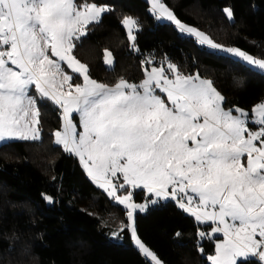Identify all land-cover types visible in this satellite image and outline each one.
I'll list each match as a JSON object with an SVG mask.
<instances>
[{
  "label": "snow or ice",
  "instance_id": "snow-or-ice-1",
  "mask_svg": "<svg viewBox=\"0 0 264 264\" xmlns=\"http://www.w3.org/2000/svg\"><path fill=\"white\" fill-rule=\"evenodd\" d=\"M150 3L157 18L264 72V59L218 45L181 23L161 0ZM110 10L76 0H0V144L40 138L34 87L36 96L62 110L55 143L78 157L92 181L124 206L127 228L152 264L161 261L132 224L133 210L146 205L132 202L129 187L147 190L156 198L152 204L176 201L198 224L211 222V233H198L202 239L223 237L208 256L211 264H264V103L252 109L253 130L249 113L225 110L210 81L184 76L170 63L146 70L140 84L121 79L110 87L91 79L73 55L75 42ZM224 13L233 18L230 8ZM122 24L133 41L136 21L124 17ZM64 64L82 84L71 82ZM121 191L127 194L117 195Z\"/></svg>",
  "mask_w": 264,
  "mask_h": 264
},
{
  "label": "trees",
  "instance_id": "trees-1",
  "mask_svg": "<svg viewBox=\"0 0 264 264\" xmlns=\"http://www.w3.org/2000/svg\"><path fill=\"white\" fill-rule=\"evenodd\" d=\"M162 1L216 43L264 59V0ZM76 2L111 9L88 26L73 50L98 82L139 84L146 67L171 63L181 74L210 80L226 109L239 108L251 117L253 107L264 102V72L199 44L152 14L146 0ZM225 8L232 10V19ZM124 17L138 26L134 48ZM106 51L112 53V68L104 63ZM148 60L152 63L146 64ZM31 94L37 99L40 139L0 145V264H151L133 244L126 210L92 181L77 157L54 142L62 110ZM211 228L198 224L174 200L136 214L138 236L165 264H209L222 236L202 239L198 233Z\"/></svg>",
  "mask_w": 264,
  "mask_h": 264
},
{
  "label": "rangeland",
  "instance_id": "rangeland-1",
  "mask_svg": "<svg viewBox=\"0 0 264 264\" xmlns=\"http://www.w3.org/2000/svg\"><path fill=\"white\" fill-rule=\"evenodd\" d=\"M149 4H150V9L152 8V5H151V3H150V0H146ZM161 2L174 14V12L172 11V9L170 8V7H168L162 0H161ZM151 11V10H150ZM151 13L152 14H154V12L153 11H151ZM154 15H156V14H154ZM157 16V15H156ZM174 16L181 22V23H183L184 25H186V26H188V27H192V28H194V29H196L197 31H199V32H201V33H203L204 35H206L207 37H209V39L211 40V41H213L214 43H216L212 38H211V36L208 34V33H206V32H204L202 29H200L199 27H195V26H192V25H189V24H186V23H184V22H182L175 14H174ZM161 20H163L164 22H170V23H172V24H174L171 20H168V19H166V18H163V17H161L160 18ZM176 27H177V25L176 24H174ZM125 27V26H124ZM125 29H126V32H127V35L129 36V31H128V29L125 27ZM132 35H134V37H135V27H133L132 28ZM183 34H185V35H188V36H192V37H194L196 40H197V42H198V37H196V36H194V35H190V34H187V33H183ZM129 39V38H128ZM129 42H130V45H131V47H133L132 45H135V39L133 40V41H130L129 40ZM199 43V42H198ZM200 44V43H199ZM216 44H218V43H216ZM202 45V44H201ZM218 45H220V44H218ZM203 46H206L207 48H209V49H211L210 47H208L206 44H203ZM221 46H223V45H221ZM223 47H225V46H223ZM134 48V47H133ZM225 48H228V47H225ZM235 48V47H234ZM239 49V48H238ZM211 50H213V49H211ZM241 50V49H240ZM213 51H216V52H219V53H221V54H224V55H230V54H228V53H225L224 51H222V50H213ZM241 51H243V50H241ZM110 54V55H109ZM248 54V53H247ZM250 55V54H249ZM230 56H232V55H230ZM250 56H252V55H250ZM233 57V56H232ZM253 58H256V59H262V58H257V57H254V56H252ZM78 60V59H77ZM240 60V59H239ZM79 61V60H78ZM106 61H107V63H106ZM242 61V60H241ZM81 64H84V65H86L85 63H83V62H81V61H79ZM243 62V61H242ZM104 63H105V65H106V67H108V68H112L113 66H114V59H113V56H112V53L110 52V51H106V53H105V56H104ZM245 63V62H244ZM168 64L169 63H167L166 64V66H159V67H156V66H151L150 68H145L144 69V71H146V70H148V71H150L151 70V68L152 67H156V68H161V67H163V68H165V69H167V67H168ZM171 64V63H170ZM247 64V63H246ZM174 65V64H173ZM248 65V64H247ZM87 66V65H86ZM63 67H64V71L68 74V75H70V76H72L73 77V79H72V83L73 84H77V83H83V78L81 77V76H79V74H77V73H73L72 72V70L70 69V68H68V66H67V64H64L63 65ZM252 67V66H251ZM88 68V67H87ZM177 68V67H176ZM253 68H255V67H253ZM255 69H257V68H255ZM258 70V69H257ZM179 72V71H178ZM145 73V72H144ZM181 74V73H180ZM89 75V74H88ZM182 75H184V76H188V75H185V74H182ZM90 76V75H89ZM194 76H196V75H194ZM76 77H79L80 78V80H77L76 79ZM90 78H91V76H90ZM145 78V74H144V77H143V79ZM201 78V77H200ZM91 79H93V78H91ZM142 79V80H143ZM201 79H204V78H201ZM93 80H95V79H93ZM142 80H141V82H142ZM204 80H208V79H204ZM95 81H97V80H95ZM208 81H210V80H208ZM98 82V81H97ZM140 82V83H141ZM211 82V81H210ZM98 83H101V82H98ZM129 83V82H128ZM139 83V84H140ZM103 84V83H102ZM129 84H131V83H129ZM212 86H213V84H212ZM65 87H67V86H65ZM111 87V86H110ZM214 87V86H213ZM215 88V87H214ZM216 89V88H215ZM31 92H33L35 95H36V92H35V88L33 87L32 89H31V91H30V95H32L31 94ZM217 92H219L218 90H217ZM220 93V92H219ZM33 96V95H32ZM34 98H36L35 96H33ZM262 103H264V102H262ZM223 107H224V105H223ZM224 109L225 110H230V109H226L225 107H224ZM232 112H233V115H235L236 113H235V110H231ZM244 111V110H243ZM245 112H247V111H245ZM74 123H76L77 125H79V117L77 116V117H74ZM249 127L250 128H252L253 130H255L256 129V126L255 125H252L251 124V117L249 116ZM40 139V138H39ZM38 140V139H37ZM12 141H17V140H12ZM9 142V141H8ZM54 142H55V138H54ZM1 145V144H0ZM62 146V145H61ZM62 148H63V146H62ZM78 158V157H77ZM79 159V158H78ZM85 170V169H84ZM86 172V171H85ZM87 173V172H86ZM88 175V174H87ZM121 182H122V178H121ZM97 185V184H96ZM100 188V187H99ZM102 191H104L102 188H100ZM127 191H132V193H133V195H132V202L133 203H135V204H145L146 205V208H145V210L144 211H140L138 208L137 209H134L133 210V218H132V224H133V226H134V228H135V232H136V237L137 238H139L140 239V237L138 236V234H137V231H136V214L137 213H145L149 208H151L152 206H154V205H156V204H152L150 201L152 200V199H156L154 196H152L150 193H148L147 192V190H145V189H131L130 187L127 189ZM127 191H121V192H118L117 193V195H126L127 194ZM105 192V191H104ZM106 193V192H105ZM107 194V193H106ZM109 197V196H108ZM110 198V197H109ZM111 200H112V202L113 203H115V204H118V203H116L115 202V200L113 199V198H110ZM168 200H171V199H168ZM168 200H160V201H168ZM159 201V202H160ZM118 205H120V204H118ZM124 210H126L125 208H124V206L123 205H120ZM126 212H127V210H126ZM128 217V216H127ZM129 221V220H128ZM129 223V222H128ZM211 224V222H206V223H201V224ZM210 233H211V231H210ZM132 236V235H131ZM215 236H222V235H219V234H215ZM223 239V238H222ZM222 239H219V240H217V241H220V240H222ZM132 240H133V244H134V246H136V248L138 249V247H137V245L135 244V242H134V239H133V237H132ZM140 241L149 249V250H151L141 239H140ZM139 250V249H138ZM140 251V250H139ZM152 251V250H151ZM153 252V251H152ZM154 253V252H153ZM155 254V253H154ZM156 255V254H155ZM213 255H215V253L213 254ZM144 256V255H143ZM157 256V255H156ZM145 257V256H144ZM158 257V256H157ZM146 258V257H145ZM146 259H148V258H146ZM159 259V258H158ZM160 261H161V264H165L161 259H159ZM148 261L152 264V262L150 261V259H148ZM209 261V260H208ZM209 264H211V262L209 261Z\"/></svg>",
  "mask_w": 264,
  "mask_h": 264
},
{
  "label": "crops",
  "instance_id": "crops-1",
  "mask_svg": "<svg viewBox=\"0 0 264 264\" xmlns=\"http://www.w3.org/2000/svg\"><path fill=\"white\" fill-rule=\"evenodd\" d=\"M222 238H223V237H222ZM222 238H221V239H222Z\"/></svg>",
  "mask_w": 264,
  "mask_h": 264
}]
</instances>
